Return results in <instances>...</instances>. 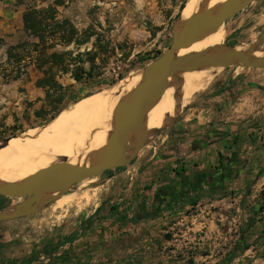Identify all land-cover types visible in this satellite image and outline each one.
<instances>
[{"label":"rangeland","instance_id":"374dc122","mask_svg":"<svg viewBox=\"0 0 264 264\" xmlns=\"http://www.w3.org/2000/svg\"><path fill=\"white\" fill-rule=\"evenodd\" d=\"M62 1L63 6L57 9L59 16L67 19L78 32L90 29L93 34L88 44L82 48L89 49L97 38L105 47L107 57L102 70L99 63L95 62L93 79L83 78L79 82H74L69 75L57 78L56 81L63 93L58 108L62 110L70 108L84 97L106 90L107 84L117 81V75L123 78L137 73L153 57L162 54L169 46L172 28L181 21L179 12L186 2V0ZM28 5L29 0H0V146L5 139L16 137L22 132L35 131L49 121L50 109L44 106L43 91L34 86L39 74L30 64L24 65L19 78L14 81L2 77L3 73L10 76L13 74L10 72L13 66L6 65L5 62L7 48L32 42L23 31L20 21L21 12ZM221 28L224 30L221 41L204 49L244 47L247 50L253 46V51L257 49L264 52V0L250 4L227 20ZM191 52L199 51L192 47ZM240 86L256 94L249 98L253 105L259 107L254 109L257 115L253 122L257 127H263L264 69L229 66L217 70L215 75L206 78L191 94L186 104L178 108L176 115L160 126L161 131L158 134L148 136L139 155L137 154L128 165L106 171L101 177L92 179L93 184H86L91 180L89 179L73 185L63 193L47 198L29 215L0 222V260L23 264L31 259L29 264H44L47 259L45 264L53 263L56 257L52 256L54 252L51 250L61 245L76 229L81 228L88 216H100L99 213L111 211L114 208L115 194L131 183V176L139 174L145 167H156L153 164L162 155L159 150L163 146L176 147L182 140L183 144L187 146L190 144L182 136L170 140L169 136L173 129L178 130L176 126L190 123L195 120L196 115L202 120L206 116L204 110H223L226 106L215 96L224 89L233 90ZM178 87L179 85L175 91ZM241 103V100L229 99L227 107ZM201 110L203 111L200 112ZM206 119H209L208 126L204 124L202 129L195 130L193 137L197 141L193 147L213 141L215 138L220 139L225 131L220 126L225 124L224 116L219 118L216 114ZM168 162L171 164V161ZM178 168H181V165ZM64 195H72L75 200L58 210L53 209V200ZM18 202L12 198L0 197V211H8ZM46 252L52 253L46 255Z\"/></svg>","mask_w":264,"mask_h":264},{"label":"crops","instance_id":"0c3cea01","mask_svg":"<svg viewBox=\"0 0 264 264\" xmlns=\"http://www.w3.org/2000/svg\"><path fill=\"white\" fill-rule=\"evenodd\" d=\"M255 95L224 89L215 96L223 110L176 126L170 140L190 144L163 146L156 167L131 176L114 208L88 216L51 264H264V126L253 122ZM229 99L242 103L227 107ZM216 114L222 137L193 147L195 130Z\"/></svg>","mask_w":264,"mask_h":264},{"label":"water","instance_id":"95a60500","mask_svg":"<svg viewBox=\"0 0 264 264\" xmlns=\"http://www.w3.org/2000/svg\"><path fill=\"white\" fill-rule=\"evenodd\" d=\"M256 1L223 0L210 8H200L175 24L169 46L138 71V82L113 109L108 134L87 162L73 165L62 161L18 181L0 182V197L19 201L10 210L0 211V222L29 215L51 194L63 193L73 185L99 178L106 171L122 168L134 160L148 136L161 131V127L144 130L143 123L171 78L205 68L264 69V56H252L253 46L243 52L226 47L189 52L194 44L215 33L227 20ZM179 107L177 102L176 109ZM9 140L5 139L1 146Z\"/></svg>","mask_w":264,"mask_h":264},{"label":"bare ground","instance_id":"6f19581e","mask_svg":"<svg viewBox=\"0 0 264 264\" xmlns=\"http://www.w3.org/2000/svg\"><path fill=\"white\" fill-rule=\"evenodd\" d=\"M222 1L186 0L179 12V18L181 21L185 20L200 8H210ZM222 30L220 27L215 33L208 35L192 47L200 51L218 44L222 38ZM235 49L240 52L246 50L244 47H235ZM191 50L192 48L189 52ZM252 56H264V52L256 49L252 52ZM217 70L220 69H200L179 74L176 78L168 80L163 94L144 119V130L159 128L172 118L174 112H177L176 102H179L180 107L186 104L191 94L202 85L206 78L215 75ZM138 78V72L125 76L106 90L84 97L70 108L60 111L44 127L35 131L22 132L10 138L0 147V182L18 181L39 169L62 161L73 165H82L87 162L108 134L113 109L135 86ZM93 183L92 179L86 182V184ZM56 194H51L49 197H54ZM74 200L75 197L72 195L55 198L52 208L58 210Z\"/></svg>","mask_w":264,"mask_h":264},{"label":"trees","instance_id":"16d2710c","mask_svg":"<svg viewBox=\"0 0 264 264\" xmlns=\"http://www.w3.org/2000/svg\"><path fill=\"white\" fill-rule=\"evenodd\" d=\"M30 5L25 7L20 15L21 26L25 34L31 38L30 43H20L7 48L5 53L6 65H11V76L2 74L5 80H16L23 71L25 64H30L39 77L34 86L43 91L44 106L49 107V119H52L62 109L60 100L63 97L62 89L57 78L69 75L74 82L81 79H93L95 62L103 69L107 58L105 47L95 39L90 48L86 46L92 38L91 30L78 32L65 18H61L57 9L63 6L62 0H29ZM70 48V49H69ZM159 55L151 59L154 60ZM101 75V74H100ZM122 79L117 75L116 80ZM114 84L111 81L105 86L109 88ZM58 105V106H57ZM80 232L71 234L68 241H72ZM59 245L51 250L56 251ZM52 252H46L50 255ZM27 260L23 264H29Z\"/></svg>","mask_w":264,"mask_h":264}]
</instances>
